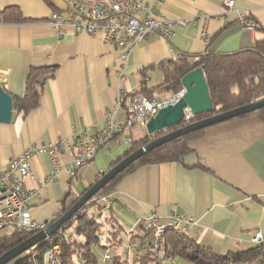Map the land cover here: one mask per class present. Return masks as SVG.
<instances>
[{"label":"crops","instance_id":"crops-1","mask_svg":"<svg viewBox=\"0 0 264 264\" xmlns=\"http://www.w3.org/2000/svg\"><path fill=\"white\" fill-rule=\"evenodd\" d=\"M51 2L54 10L44 0H0L2 88L12 100L22 98L30 68L55 67L53 75L44 81L38 105L27 114L12 109L10 122L0 123V170L25 148L33 150V176L25 181V188L35 192L30 214L37 222L53 220L63 203L76 200L108 170L128 148L123 142L125 135L132 141L146 130L131 126L102 144L75 176L62 169L50 181L51 164L39 148L68 139L79 130L95 133L114 119L123 120L128 98L116 107L119 91L136 92L142 83L148 88L158 86L163 79L157 68L159 62L181 54L235 52L253 47L264 35L260 30L264 27V0H233L231 8L224 5L225 0H158L157 16L181 22L173 27L169 39L151 33L123 64L118 47L104 43L99 35L66 28L58 36L49 19L65 4L63 0ZM16 12L24 20H16ZM240 14L256 26H246ZM203 16L208 18L207 43L200 36ZM149 65L154 67L142 75L141 70ZM165 95L154 93L155 98ZM188 146L189 151L180 161L141 165L115 183L108 193L111 208L98 214L102 215L105 239L101 242L105 247L96 249L97 264L103 263L105 253L119 255L126 264H156L146 256L149 237L138 223L149 212L157 214L162 224L172 212L191 217L187 236L220 255L253 248L250 236L255 230L264 235L261 118L251 114L211 125ZM71 158L72 152L66 149L58 154L61 164L69 163ZM89 212L97 216L98 210L93 207ZM157 261L186 264L178 258Z\"/></svg>","mask_w":264,"mask_h":264},{"label":"trees","instance_id":"trees-1","mask_svg":"<svg viewBox=\"0 0 264 264\" xmlns=\"http://www.w3.org/2000/svg\"><path fill=\"white\" fill-rule=\"evenodd\" d=\"M44 1L54 10L51 0ZM15 19L18 21L24 20L19 13H17ZM260 30L264 33V27H261ZM153 67V65L144 67L141 70L142 75L146 70ZM157 68L163 77L158 86L148 88L142 83L138 91L128 93L127 97L145 95L148 98H155V92L166 94L176 92L183 87L181 79L185 74L196 68H202L213 109L210 112L195 115L187 123L183 122L152 134L145 133L140 138L132 140L131 146L126 148L117 159L113 160L109 167L114 166L122 158L163 134L191 122L245 105L264 96V35L262 38L257 39L254 46L250 48L231 53L205 51L193 55L181 54L174 59L159 62ZM54 71V66L30 68L25 78L23 97L13 99V109L27 114L35 108L39 103L44 81L51 77ZM251 114L258 115L264 122V107L226 121ZM206 128L175 137L149 150L108 181L79 211L83 207L98 205L97 200L108 194L122 176L131 173L141 165L180 161L189 151L188 142L201 137ZM76 200L68 205L63 203L59 214L48 224L57 220ZM79 211L68 225L55 230L48 241H40L7 264H43L44 253L54 244L59 246V264H97L96 249L105 247L101 242L102 239H105L102 236L101 221L89 211L82 213H79ZM109 230L111 229L108 226L107 231ZM32 234L34 233L12 231L4 235L0 238V255ZM146 235L149 237V234L146 233ZM146 256L155 261L156 264H161L160 261H157L158 258H178L186 264H264V243L254 245L253 248L246 251L220 255L213 252L209 247L199 245L186 234H179L174 230L166 229L162 234V243L158 249L153 250L151 248L149 238ZM108 264H126V260L119 255H110Z\"/></svg>","mask_w":264,"mask_h":264},{"label":"built area","instance_id":"built-area-1","mask_svg":"<svg viewBox=\"0 0 264 264\" xmlns=\"http://www.w3.org/2000/svg\"><path fill=\"white\" fill-rule=\"evenodd\" d=\"M65 8L62 11L52 12L49 24L56 30L58 36L70 28L76 33H86L91 36L99 35L106 44H114L118 47V57L125 64L129 53L151 33L157 32L169 39L173 35V27L181 22L178 19L157 16L155 3H143L140 0H63ZM224 5L231 8L233 0H225ZM246 26L254 28L256 24L245 19L240 14ZM207 17L201 18L202 28L200 36L204 42L209 41L207 31ZM182 87L176 92L169 93L162 98H148L145 95L127 97L128 93L119 91L115 106H120L126 98L128 103L124 108V119H114L105 128L88 133L79 130L68 139H59L38 149L46 153L51 164L48 180H53L62 169L69 176H75L78 170L91 161L99 147L116 136L125 132L133 125H139L146 130V124L150 118L168 105L176 103L184 94ZM184 122H189L193 115L188 107L183 109ZM123 142L127 147L131 146V138L124 136ZM66 149L72 152L71 161L61 164L58 154ZM33 150L25 148L18 155L9 159L4 169L0 170V232L11 230L15 232L36 233L45 230L48 222H37L30 214L31 198L35 194L33 190L25 188V181L32 178L31 156ZM92 207H83L79 213L90 211L96 207L98 215L100 210L111 207L109 195H103ZM143 231L149 234L150 245L153 250L158 249L162 243V234L166 229H171L179 234L188 233L191 217L178 212H172L165 224L160 223L159 217L154 212H149L138 220ZM46 236L42 241H48ZM250 240L254 245L264 243V235L260 230H255ZM130 251V247L127 248ZM59 246L54 244L43 255V264H59ZM110 254L105 253L103 263L108 264Z\"/></svg>","mask_w":264,"mask_h":264},{"label":"water","instance_id":"water-1","mask_svg":"<svg viewBox=\"0 0 264 264\" xmlns=\"http://www.w3.org/2000/svg\"><path fill=\"white\" fill-rule=\"evenodd\" d=\"M2 78L3 77L0 74V123H9L12 116L13 100L11 95L2 88ZM181 82L185 89L183 96L176 103L161 108L155 116L148 120L146 124L147 134L159 132L161 130L168 129L172 126L183 123V109L185 107L190 109L193 117L197 114L212 111L213 104L209 95L202 68H196L188 72L182 77ZM262 107H264V96H261L245 105L186 124L142 145L126 157L122 158L114 166L106 170L77 198V200L64 214H62L54 222L50 223L45 230H40L32 234L24 241L2 253L0 255V264H7L10 260L17 257L22 252L42 241L46 236H50L55 230L68 225L79 209L108 181L123 171L130 163L154 147L188 132L226 121L239 115L255 111Z\"/></svg>","mask_w":264,"mask_h":264},{"label":"rangeland","instance_id":"rangeland-1","mask_svg":"<svg viewBox=\"0 0 264 264\" xmlns=\"http://www.w3.org/2000/svg\"><path fill=\"white\" fill-rule=\"evenodd\" d=\"M8 231H10V230H8ZM8 231H1V232H0V236L6 235V233H7Z\"/></svg>","mask_w":264,"mask_h":264}]
</instances>
